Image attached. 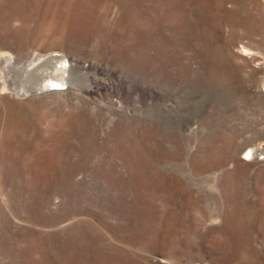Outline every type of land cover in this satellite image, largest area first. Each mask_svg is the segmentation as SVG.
Returning <instances> with one entry per match:
<instances>
[{"label":"rangeland","instance_id":"obj_1","mask_svg":"<svg viewBox=\"0 0 264 264\" xmlns=\"http://www.w3.org/2000/svg\"><path fill=\"white\" fill-rule=\"evenodd\" d=\"M0 264H264V0H0Z\"/></svg>","mask_w":264,"mask_h":264},{"label":"bare ground","instance_id":"obj_2","mask_svg":"<svg viewBox=\"0 0 264 264\" xmlns=\"http://www.w3.org/2000/svg\"><path fill=\"white\" fill-rule=\"evenodd\" d=\"M43 60L40 59L38 62L30 65L27 69V71L34 72L37 70L38 67L43 65ZM49 60V68L45 71V73L41 72L42 79L38 83H34L35 79H32V82L30 81V84L26 87H23V90H31L33 88H49L51 86L55 85H61L66 86L67 83V70L64 67L63 61L60 60L59 57L56 58H48ZM43 73V74H42Z\"/></svg>","mask_w":264,"mask_h":264},{"label":"water","instance_id":"obj_3","mask_svg":"<svg viewBox=\"0 0 264 264\" xmlns=\"http://www.w3.org/2000/svg\"><path fill=\"white\" fill-rule=\"evenodd\" d=\"M66 86H61V85H55V86H51L49 88H43L44 91H52V90H60V89H64Z\"/></svg>","mask_w":264,"mask_h":264}]
</instances>
